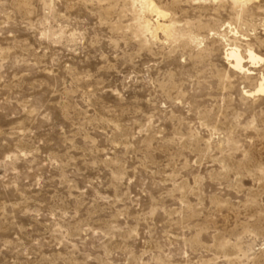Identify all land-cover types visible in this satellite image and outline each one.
I'll list each match as a JSON object with an SVG mask.
<instances>
[{
  "label": "rangeland",
  "instance_id": "374dc122",
  "mask_svg": "<svg viewBox=\"0 0 264 264\" xmlns=\"http://www.w3.org/2000/svg\"><path fill=\"white\" fill-rule=\"evenodd\" d=\"M260 83L264 0H0V264H264Z\"/></svg>",
  "mask_w": 264,
  "mask_h": 264
},
{
  "label": "bare ground",
  "instance_id": "6f19581e",
  "mask_svg": "<svg viewBox=\"0 0 264 264\" xmlns=\"http://www.w3.org/2000/svg\"><path fill=\"white\" fill-rule=\"evenodd\" d=\"M150 9L152 12L156 13L158 16V18L156 19L155 28L156 29L165 28V30L170 31V28H169L170 26L168 27L166 26L165 23L160 21V18L162 19V17L163 18L165 17V13L162 10H160L157 6H155L152 2L150 3ZM225 57L229 61L231 67L242 70V71L245 70L248 73H252V71L249 69V67L245 66L246 58H247V61H249L252 66L257 65L262 60V57L259 54H257L254 50H252L251 48H248L246 50V55H243L240 49L236 46L227 48L225 52ZM253 92H259V93L264 92V84L260 83L259 86L250 93H253Z\"/></svg>",
  "mask_w": 264,
  "mask_h": 264
}]
</instances>
